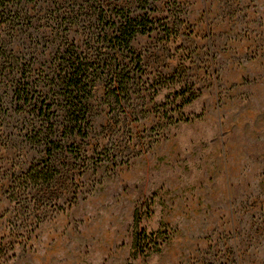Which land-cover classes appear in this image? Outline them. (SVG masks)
<instances>
[{"label":"rangeland","instance_id":"rangeland-1","mask_svg":"<svg viewBox=\"0 0 264 264\" xmlns=\"http://www.w3.org/2000/svg\"><path fill=\"white\" fill-rule=\"evenodd\" d=\"M116 7L147 25L130 81L70 138L58 55L108 54ZM0 53V264H264V0H23Z\"/></svg>","mask_w":264,"mask_h":264},{"label":"trees","instance_id":"trees-1","mask_svg":"<svg viewBox=\"0 0 264 264\" xmlns=\"http://www.w3.org/2000/svg\"><path fill=\"white\" fill-rule=\"evenodd\" d=\"M22 1L0 0V17L10 16ZM115 12L116 17L112 23L113 31L111 34L104 36L107 39L105 42L108 41L107 46L111 50L108 54H99L102 49H98L97 56H88L79 53L78 49L72 45L58 55L59 74L56 78L59 80L60 85L56 97L63 115L62 130L64 135H68L70 138L80 136L88 126V101L92 97L93 88L98 80L106 77L112 89V94H116L120 90L121 92L126 90V85L130 81L131 71H128V66L125 64L121 68V63H118V59L116 60V55L121 54V58L124 59H128L129 56L134 58L132 42L138 35L145 34L147 25L145 22L140 23L138 19L125 14L122 8L116 7ZM110 52H113L112 59H109ZM1 56L0 53V68L3 64H11L7 59L3 60L2 64L3 57ZM136 60L139 63V57ZM8 69H11V65ZM28 73L29 71H23L18 81L17 78L9 81L13 101L21 108H33L38 111L39 116L47 123L50 131L55 133V130H60L56 129L53 123H50L51 118L54 116L51 110L55 103L52 99L49 100L48 95H45L48 98L41 101L40 93L37 101L34 99L32 92L29 90L31 79L27 75ZM38 105L40 107H37ZM45 142L48 145L57 146L54 141L45 139Z\"/></svg>","mask_w":264,"mask_h":264}]
</instances>
